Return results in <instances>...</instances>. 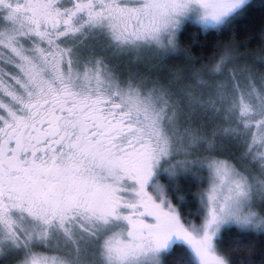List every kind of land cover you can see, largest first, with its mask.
Segmentation results:
<instances>
[{
    "label": "snow or ice",
    "instance_id": "obj_1",
    "mask_svg": "<svg viewBox=\"0 0 264 264\" xmlns=\"http://www.w3.org/2000/svg\"><path fill=\"white\" fill-rule=\"evenodd\" d=\"M256 9L0 0V261L264 264L250 240L264 236V62L225 44L199 69L162 68L186 25L220 34Z\"/></svg>",
    "mask_w": 264,
    "mask_h": 264
},
{
    "label": "trees",
    "instance_id": "obj_2",
    "mask_svg": "<svg viewBox=\"0 0 264 264\" xmlns=\"http://www.w3.org/2000/svg\"><path fill=\"white\" fill-rule=\"evenodd\" d=\"M255 2L259 3V0H255ZM178 40L180 45L178 59H180V63L172 68L166 66L163 71L166 74L167 72L186 70L190 66L193 69L201 68L204 64L217 57L225 44L236 46V51L242 56L247 55L249 62H251L252 58H257V63L259 64L260 60L258 61V59L264 57V10H253L238 19L231 29L220 34L210 33L204 35L199 32L196 26L186 25ZM198 186V184L193 186L184 181L177 184L181 191L189 193V197L197 191ZM197 206L193 202L186 211L195 212ZM234 233L235 229H232L224 234L225 242L220 244V248L225 253L229 251L226 241ZM250 240L252 242V258L258 262L264 261V236H251ZM166 264H175L174 259L172 257L166 258Z\"/></svg>",
    "mask_w": 264,
    "mask_h": 264
},
{
    "label": "rangeland",
    "instance_id": "obj_3",
    "mask_svg": "<svg viewBox=\"0 0 264 264\" xmlns=\"http://www.w3.org/2000/svg\"><path fill=\"white\" fill-rule=\"evenodd\" d=\"M260 60L261 62H264V57H262L261 59H258V61ZM180 63V59H171L169 60L165 65L162 66L163 71L164 68L167 66L168 68H172L175 66H178L177 64ZM144 69V65H141V71H143ZM199 69V68H198ZM262 70L260 71H264V68H261ZM169 72H167L168 74ZM166 73H164L165 76H167ZM214 125H210L209 127H213ZM216 146V150L220 153H222V155L227 156V157H231L233 159V161L237 164V166L239 167H247L248 164L246 161L241 159V152L239 150H237V148L233 145L230 144L226 141L223 140H217L215 143ZM200 152L203 151V149L198 150ZM0 264H7L6 261H0Z\"/></svg>",
    "mask_w": 264,
    "mask_h": 264
},
{
    "label": "bare ground",
    "instance_id": "obj_4",
    "mask_svg": "<svg viewBox=\"0 0 264 264\" xmlns=\"http://www.w3.org/2000/svg\"><path fill=\"white\" fill-rule=\"evenodd\" d=\"M244 53L246 54V52H244ZM241 55H242V54H241ZM248 55H249V54H248ZM251 55H252V54H251ZM251 55H250V56H251ZM246 57H247V55H246Z\"/></svg>",
    "mask_w": 264,
    "mask_h": 264
}]
</instances>
